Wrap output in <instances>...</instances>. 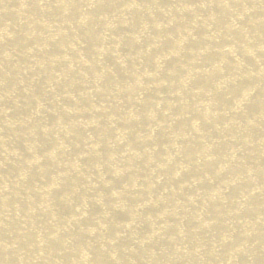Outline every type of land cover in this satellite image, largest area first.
<instances>
[{"label": "bare ground", "instance_id": "1", "mask_svg": "<svg viewBox=\"0 0 264 264\" xmlns=\"http://www.w3.org/2000/svg\"><path fill=\"white\" fill-rule=\"evenodd\" d=\"M0 264H264V0H0Z\"/></svg>", "mask_w": 264, "mask_h": 264}]
</instances>
